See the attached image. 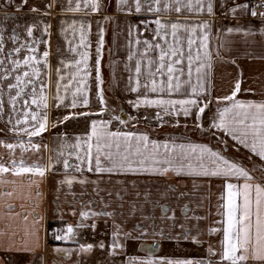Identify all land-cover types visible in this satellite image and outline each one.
Listing matches in <instances>:
<instances>
[{
    "label": "crops",
    "instance_id": "obj_1",
    "mask_svg": "<svg viewBox=\"0 0 264 264\" xmlns=\"http://www.w3.org/2000/svg\"><path fill=\"white\" fill-rule=\"evenodd\" d=\"M257 1L213 0L214 13L209 16L206 12L190 13L186 9L181 13L169 10L156 14L147 11V6L140 13H128L118 9L117 0H101L100 10L95 12L84 9L83 5L79 12L69 11L68 0H27V3L0 0V33L3 35L0 76L7 75V79L0 80V102L3 105L0 110V163L11 167V160L15 159L19 164L23 159L26 166L33 163L48 165L51 160L53 165L43 177L32 173L19 176L12 172L0 174V264H127L130 257L190 259L202 264H218L223 240L221 205L224 201L221 197L226 195L225 183L242 185L243 178L196 176L186 172L178 176L172 171L164 175L145 171L98 173L88 171L86 165H81L82 171L77 172L74 167L65 169L63 160L68 159L70 165L78 164L76 153L82 154L83 149L73 147L77 138L83 143L91 134L92 122L104 121L108 122V131L111 132L146 134L150 142L158 144L205 145L217 152L210 142L187 140L180 136L183 133L172 137L165 136L166 133L159 135L148 127L156 128L162 124L166 132L167 124H173L178 133L189 128L211 135L216 132L231 145L229 152L233 146V150L239 149L264 166V159L223 131L211 127L218 110L231 107L232 102L222 98L232 94L237 81H240V91L235 100L264 102V21L243 9H238L235 14L230 12L236 5L248 4L252 8ZM33 8L37 11H32ZM157 18L167 24L211 22L208 32L211 59L205 60L202 56L200 61L210 64L200 73L204 91L198 88V96L193 95L191 87L184 84L180 92L171 95L166 92L146 93L150 99H197V106H191L188 116L182 113L166 115L162 108L155 106H134V102L143 99L145 94L142 87L138 92L131 91L136 82V62L140 60L142 63L140 81L143 84L149 71L147 60L158 58V50L143 56V41L153 40ZM81 25H84V44L80 41ZM29 28H32L31 36L28 35ZM229 28L240 31L229 32ZM101 29L103 45L98 54ZM180 35L183 38L186 34L181 30ZM136 39L141 41L139 45L135 43ZM168 40H172L170 35ZM183 46L187 53L186 40ZM15 48L21 51L16 53ZM29 48L36 51L30 52ZM45 51L49 53L46 62ZM195 51L194 46V56ZM84 52L88 54L87 66H79L80 75L72 80L71 88L65 92L64 85L77 71L72 65ZM29 55L40 60L37 93L43 82L48 97L47 130L33 137L20 131L25 125H16L17 119H23V111L28 110L23 105L24 99L29 100L32 111L39 110L36 105H31V86L26 89L29 95L18 99L15 110L9 103L7 87L9 82L15 83V75L28 70L22 65L19 70L12 71V60L22 61ZM98 59L102 84L96 80ZM200 62L192 65L193 85L197 84L196 67ZM178 67L184 71L181 80H187L186 56ZM60 76L64 79L61 80ZM84 77L86 80L82 86L88 104L79 103L72 108L71 93ZM160 79L162 77H157L158 81ZM58 83L59 95L66 97L64 104L56 99ZM101 89L104 104L98 97ZM11 94L15 95V90ZM199 107H205L202 114ZM122 112L127 115V120L121 117ZM157 113L162 119H157ZM180 124L185 126L179 128ZM28 127L31 130V124ZM20 143L28 150L18 147ZM6 144L17 147L9 150ZM33 144L40 145V150H34ZM229 160L248 170L254 177L253 182L264 183V172L263 176L255 175L245 163ZM70 178L73 179L71 186L65 182ZM81 180L85 182L81 183ZM9 205H12L11 209ZM81 212L89 215L82 217ZM50 226L51 229L59 227L63 236L68 238L57 242L49 240ZM68 226L74 230L71 235L67 234ZM211 229L219 231L212 232ZM117 231V242L123 247L113 254V233ZM141 232L145 234L139 239L124 236L130 233L132 237H138ZM89 244L92 245L90 251L81 249L82 245ZM153 245L157 247L153 249ZM209 248L215 255L209 252ZM248 264L255 262L249 260Z\"/></svg>",
    "mask_w": 264,
    "mask_h": 264
},
{
    "label": "snow or ice",
    "instance_id": "obj_2",
    "mask_svg": "<svg viewBox=\"0 0 264 264\" xmlns=\"http://www.w3.org/2000/svg\"><path fill=\"white\" fill-rule=\"evenodd\" d=\"M22 3H27V0H22ZM68 4V10L74 12L81 11L82 5L84 9H91L93 12L99 11L101 8V0H75L74 7H72L73 0H68ZM117 6L119 10L127 11L128 13H132L133 11L140 13L145 6H147V11L156 14L166 13L169 10L181 13L185 9L190 13L206 12L209 16L214 13L213 0H163V4L162 0H117ZM238 9L250 11L252 17H260L264 21V10H261L264 9V0H258V3L252 8H249L248 4L236 5L230 9V12L235 14ZM32 11H37V9L33 8ZM154 23L156 27L153 30V40L149 41L145 39L143 41L145 46L143 56L147 57L150 51L155 52L158 50V58L156 60H147L149 71L143 84L140 81V76L143 74L142 63L140 60L136 62V82L131 91L138 92L142 87L145 90V94H143V99H137L134 102V106H155L162 108L166 115H179L182 113L184 116H188L191 114V106H197V99H150L146 93L163 94L166 92L171 95L174 92H180L184 84L191 87L193 95L198 96V88L201 92L204 91L200 73L204 67H210V64L206 65L200 61L202 56L205 60L211 59V54L208 51V32L211 28V22L202 21L199 24L193 25L181 24L179 22L167 24L162 22L160 18H157ZM181 30L186 34L183 38L180 35ZM80 31V41L81 44H84V25L80 26ZM228 31H240V29L229 28ZM262 32H264V29H262ZM28 35H32V28L28 29ZM169 35L172 37L171 41L168 40ZM12 38L13 40L16 39L15 37ZM184 40H186L187 44V53L184 51ZM135 43L139 45L141 41L136 39ZM102 45L103 29L100 30L99 46L97 47L98 54ZM194 46L196 48L195 56L193 55ZM201 49H203L202 53ZM14 51L19 53L21 49L15 48ZM29 51L35 52L36 49L29 48ZM73 51L75 50L73 49ZM2 52L3 35L0 33V53ZM48 55L47 51L43 53L45 62ZM80 56L81 59L75 61L74 65H72L77 68V71L72 74L71 79L64 85L65 92L71 88L72 80H75L80 75L81 70L79 66L81 64L85 68L87 66V52L81 53ZM185 56L188 61V79L182 81L181 76L184 75V71L178 65L182 64ZM129 59H132L131 55ZM194 62H200L196 67L197 84L195 85L191 82L192 65ZM96 63V80L102 84L99 59ZM0 64H3L2 60H0ZM12 64L14 66L12 71L19 70L22 65L28 69L23 71L22 74L15 75V83L9 82L7 84L9 103L12 104L13 110H15L18 99L29 95L26 92L29 86H31V105H36L37 109H39L38 111H32L29 100L24 99L23 105L28 110L23 111V119H17L16 125H25L20 131L29 137L39 136L47 130L46 109L48 107V97L44 93L45 86L43 82L40 83L39 93H37L36 81L39 80L41 75L37 65L40 64V60L34 55H29L25 56L22 61L19 59L12 60ZM57 71L59 72V70ZM157 77H162V79L158 81ZM2 79H7V75L0 76V80ZM60 79L63 80L64 77L60 76ZM84 80H86V77L80 81V84L71 93L70 107L72 108H76L79 103L85 106L88 104L87 94L82 86ZM59 87L58 83L56 99L60 104H64L66 97L59 95ZM12 90H15V95L11 94ZM239 91L240 81H237L232 94L222 98L231 101V107H224L218 110L211 127L223 131L239 145L264 159V102L237 101L235 100V96ZM81 97L82 100L80 99ZM98 97L100 103L104 104L102 89ZM177 106H179L178 109ZM2 107V102H0V110H2ZM205 107H199V113L202 114L205 111ZM70 118L72 117H65V119ZM115 119H119V117H115ZM157 119H162L159 113H157ZM197 119H199V116H197ZM121 123L124 122L121 121ZM29 124H31V130H29ZM77 140L78 142L73 147L83 149L82 154L80 152L76 153V159L79 163L70 165L69 160L65 159L63 160L65 169L74 167L79 172L82 171L81 165H86L88 171L94 170L98 173L145 171L164 175L172 171L178 176L186 172L188 175L196 176L243 178L244 183L242 185L231 182L225 183L226 195L221 197L224 201L221 205L223 209L222 216L224 217L222 221L224 225L222 229L223 240L221 241L222 251L218 264H225V262L226 264H248L249 260L255 262V264H264V183L253 182L254 177L242 165L226 159L219 152L213 151L205 145L158 144L154 141L150 142L146 134L136 135L132 132H111L108 131V122L104 121H93L91 134L87 139L83 143L80 142V138H77ZM5 147L13 150L17 145L6 144ZM18 147L24 151L28 150L23 143H20ZM32 148L39 151L40 145L33 144ZM113 148H115V151H113ZM177 148H179V152H177ZM60 155H63V153H60ZM71 155L72 153L70 152L69 156ZM52 166L51 160L48 165L33 163L30 166H26L23 159L20 160L19 164L13 159L11 160V167L0 163V174L12 172L14 175L19 176L25 173H32L43 177L45 171ZM65 182L71 186L73 179H67ZM80 182L84 183L85 181L81 180ZM7 195L10 196L12 193H7ZM8 207L11 209L12 205ZM88 215L86 212H81L82 217H87ZM24 219L27 220V215H25ZM66 231L67 234L71 235L74 230L72 226H68ZM211 231L216 232L219 229H211ZM144 234L141 232L140 236L132 237L130 233H125L124 236L127 239H139ZM118 235V231L113 233V254H116V249H122L123 247L117 242ZM55 238L58 240L67 239L68 236L56 235ZM184 238L187 239L188 237L185 236ZM101 247H103V244H101ZM152 247L155 249L157 246L153 245ZM81 249L83 251H90L92 245L89 244L86 247L82 245ZM209 252L215 255L211 248H209ZM127 264H202V262L190 259H142L130 257Z\"/></svg>",
    "mask_w": 264,
    "mask_h": 264
},
{
    "label": "rangeland",
    "instance_id": "obj_3",
    "mask_svg": "<svg viewBox=\"0 0 264 264\" xmlns=\"http://www.w3.org/2000/svg\"><path fill=\"white\" fill-rule=\"evenodd\" d=\"M144 124H141V126H143ZM165 125V124H164ZM175 125L173 124H167V131L164 132L163 129V125L160 124L158 125V127H153L150 128L148 127L149 130H153L155 129V133L156 134H165V136L167 135L168 137H172V136H177L178 134H182L180 135L181 137L183 136L184 138H186L187 140H202V141H206V142H210L211 144H214L215 148H217V152H219L221 155H223L225 158H229V159H235L237 160L239 163H245L246 165L249 166L250 169L253 170V173L255 175H262L263 174V170H264V166L261 162H259L258 160H255L253 157L242 154L241 151L239 149L237 150H233V146L231 148V151L229 152L228 150L230 149L231 145L229 144V142L225 141V139L223 138V136L217 134L216 132L213 133L212 135L207 133V132H203V131H193L192 128L187 129L184 132H177L175 129L173 128ZM181 126H185L180 124L179 128H183ZM263 176V175H262ZM50 239V238H49Z\"/></svg>",
    "mask_w": 264,
    "mask_h": 264
},
{
    "label": "built area",
    "instance_id": "obj_4",
    "mask_svg": "<svg viewBox=\"0 0 264 264\" xmlns=\"http://www.w3.org/2000/svg\"><path fill=\"white\" fill-rule=\"evenodd\" d=\"M258 3V1L256 2V4ZM264 10V9H261ZM56 235H62L63 236V232L61 231V229L59 227H55L50 233H49V240L55 242L58 241V239H56ZM61 240V239H60Z\"/></svg>",
    "mask_w": 264,
    "mask_h": 264
},
{
    "label": "water",
    "instance_id": "obj_5",
    "mask_svg": "<svg viewBox=\"0 0 264 264\" xmlns=\"http://www.w3.org/2000/svg\"><path fill=\"white\" fill-rule=\"evenodd\" d=\"M121 117H122L124 120H127V115H126L124 112L121 113Z\"/></svg>",
    "mask_w": 264,
    "mask_h": 264
},
{
    "label": "flooded vegetation",
    "instance_id": "obj_6",
    "mask_svg": "<svg viewBox=\"0 0 264 264\" xmlns=\"http://www.w3.org/2000/svg\"><path fill=\"white\" fill-rule=\"evenodd\" d=\"M53 229H54V228H53ZM53 229H51V228L49 227V233H50ZM58 241H60V240H58ZM55 242H57V241H55Z\"/></svg>",
    "mask_w": 264,
    "mask_h": 264
},
{
    "label": "trees",
    "instance_id": "obj_7",
    "mask_svg": "<svg viewBox=\"0 0 264 264\" xmlns=\"http://www.w3.org/2000/svg\"><path fill=\"white\" fill-rule=\"evenodd\" d=\"M54 225V223L53 224H51V226H53ZM51 226H50V228H51Z\"/></svg>",
    "mask_w": 264,
    "mask_h": 264
}]
</instances>
